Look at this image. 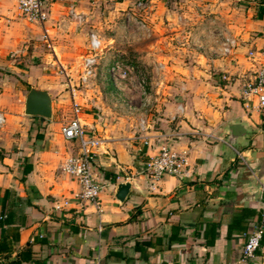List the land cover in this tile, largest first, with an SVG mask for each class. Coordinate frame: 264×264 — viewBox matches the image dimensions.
Instances as JSON below:
<instances>
[{
    "label": "crops",
    "instance_id": "0c3cea01",
    "mask_svg": "<svg viewBox=\"0 0 264 264\" xmlns=\"http://www.w3.org/2000/svg\"><path fill=\"white\" fill-rule=\"evenodd\" d=\"M16 1L0 0L3 71L15 70L12 57L25 44L33 41L35 47L34 41H43L41 28L20 16ZM139 1L44 0L42 27L55 40L49 43L57 60L56 50L64 63H80L85 47L73 51L74 57L65 41L80 40L91 28L106 34L104 46L113 52L107 63L128 60L119 34L127 12ZM145 1L151 3L146 22L156 31L155 42L150 53L130 55L135 63L129 64L146 72V98L133 96L128 83L117 90L104 73L101 91L95 86L101 82L94 80L77 98L79 121L102 140L91 162L95 180L103 185L99 213L79 201L77 183L59 170L78 149L61 138L54 101L50 98V121L20 116L17 88H3L9 79L0 78L5 117L0 206L4 200L9 215L0 237L11 241V251L0 252V264L17 261L21 252L26 259L20 264H264V184L255 176L256 165L264 161V126L241 107L238 82L241 74L264 67V0ZM221 27L236 46L228 57L209 61L221 39L213 34L221 33ZM223 74L231 80L221 81ZM23 80L27 91L43 89ZM145 100L148 107L141 110ZM128 103L146 114L147 132L137 135L146 136L148 146L135 135ZM177 106L181 112L171 121ZM158 137L172 150L187 153L188 177L164 176L151 187L140 171L156 155ZM25 165L30 170L23 175ZM119 183H129L122 202L114 197ZM256 228L260 247L252 259L240 262L245 236Z\"/></svg>",
    "mask_w": 264,
    "mask_h": 264
},
{
    "label": "built area",
    "instance_id": "2783aa9c",
    "mask_svg": "<svg viewBox=\"0 0 264 264\" xmlns=\"http://www.w3.org/2000/svg\"><path fill=\"white\" fill-rule=\"evenodd\" d=\"M17 9L20 16L28 21L38 25L41 28V37L45 45L50 49L55 58V53L49 44V38L46 31L43 29L42 25L47 19L46 4L44 0H17ZM142 8L140 2H137L136 7ZM220 34V42L216 49L210 51L209 61L214 59H223L228 57L233 49L235 48V40L227 34L222 32L217 33L213 36H218ZM88 48L89 53L81 60V71L78 77L79 85L82 87H87L90 81L95 77V69L98 64L99 53L102 50L100 39L92 32L88 33ZM247 57L253 59L254 53L248 52ZM59 73L62 75L65 81V88L68 93L70 102V118L61 125L59 133L63 141L74 142L77 145V153L73 155L66 156L59 170L64 175L73 179L78 187L79 191L77 198L83 203L91 205L96 213L100 212L99 194L103 189V185L98 183L92 173L91 162L95 158L96 150L99 149L102 144V140L98 139L90 129L86 127L79 121L78 115L80 114V106L77 103L78 96V84L74 82L72 77L65 71L57 61ZM161 69V65L158 66ZM133 67H128L123 65L119 60L113 59L110 63H106L104 75L111 82V84L119 90L120 82L129 79ZM220 80L228 82L231 79L227 75H221ZM239 87H240V103L244 112L247 116L251 113L257 115L258 120L264 126V67L259 65L257 68L251 71H247L238 77ZM141 91L139 95L145 97L144 92V80L141 82ZM146 98V97H145ZM142 107H148V102L141 103ZM128 110H132L130 107ZM181 112L180 106L176 107L175 115L171 116V121L174 120L177 113ZM142 113V111H141ZM5 123V117L0 112V128ZM147 118L146 114L141 115V117L136 122L135 135L147 132ZM139 136V135H137ZM140 137V136H139ZM143 146H148L149 141L146 136L140 137ZM161 139V140H160ZM162 138H156L154 141L158 143L157 153L153 157H150L143 165L141 174L145 175L147 179L151 182V187L159 182L164 176H173L177 178H187L188 177V162L187 153L185 151H174L163 144ZM219 140V139H217ZM119 172L123 170L118 167ZM261 241V230L256 228L249 235L245 236V241L240 249V262H244L248 259H252L254 253L259 249Z\"/></svg>",
    "mask_w": 264,
    "mask_h": 264
},
{
    "label": "rangeland",
    "instance_id": "374dc122",
    "mask_svg": "<svg viewBox=\"0 0 264 264\" xmlns=\"http://www.w3.org/2000/svg\"><path fill=\"white\" fill-rule=\"evenodd\" d=\"M139 2L141 3L142 8L141 6L140 7H136V5L135 7L134 5L132 6L131 10L127 12L125 19L123 18L124 20L122 23V29L119 34L120 35L119 41H121L120 42L121 45H124L126 47L124 51L122 50V53L125 54L126 52V55L129 54L128 60L124 61L122 59H116L119 60L123 65H127L128 67H133V71L129 79L120 82L119 85L117 86L120 87L128 83L127 84L129 86L128 89H130L131 94L133 96L137 94L139 95V91H141L140 82L142 80H144V86L146 85L147 74L146 72L139 70L138 67L129 64V62L133 63V61L135 63V58H131L130 55L135 57L136 52L143 53V50H147L148 47H150V45L155 42V39H153V33H156V31L151 29V27H149L146 22L147 21L146 19L149 13L151 12V3L145 0H140ZM178 20L183 25V20L179 18L177 19V22ZM74 21L80 23L81 19L79 20L74 19ZM82 25H85V23H83ZM223 29L224 28L221 29L222 33L229 35V33L226 30L224 31ZM97 31L98 30L91 28L88 29L86 32L83 31L82 38L80 40L77 37H70L68 38L67 41H65V43L67 44L66 47L71 49L70 52L74 57H77L76 55L79 53V51H77L78 49L84 50L85 47V53L82 57L84 58L89 53L88 33L92 32L99 39H102V41L100 40L102 50L99 53L98 64L95 69V77L90 81V84L87 87L80 86L79 85L80 83L77 80L78 77L80 76V71H81L80 64L82 58L80 60V63L78 62L77 64L76 62H73V64L64 63L59 54V51L56 50V53L58 54L57 56L60 61L57 60L56 56H55L56 59H54L50 49L45 45V43H43V41L41 42L40 40L37 41L38 43L34 41V43L36 44L35 47L32 46L33 45V41H32L31 43L32 45L25 44V46L22 47L21 52L15 53V55L12 57V59H14V63L12 65L15 68V70L12 69L8 70L7 68H4L5 71H3L0 68V78L9 79L8 81H6L8 83L5 84L3 83L4 84L2 85L3 88L5 87L7 88L8 86L10 90L13 89L15 90V88H17L18 99L16 101V110H18V115L23 116V97L27 92V89L25 88V82H24L25 80L23 79H26L27 77V79H29L30 85L42 87L43 88L42 90L46 91L47 94H49L50 98L54 101L55 103L54 117L56 118L54 119L57 125L64 124L70 118L69 97L67 90L64 87L65 81L62 75L59 73L58 67L56 66L57 61L62 67L65 68V71L72 77L74 82L78 84L77 98L79 97V95L81 94L83 95L84 91L87 90L93 84L94 80L99 79L100 82L103 81L102 76L105 71L107 59L109 58L110 54L113 55V52L112 50H107V47L104 46L103 37L106 36V34H103L101 31V33L103 34L102 36L98 34ZM103 32L105 33L106 31ZM49 41L54 42L55 40L50 39ZM114 45H115V40L111 42V46ZM73 51L76 52L77 54L75 55ZM147 51L148 53H150L151 50H147ZM66 52L67 51H65V54H67ZM118 53L119 52H117V55ZM158 66L159 65L157 64L155 67L158 70H160ZM100 84L102 85V82L101 83L95 82V86H97V89H99V91H101L102 90L101 87H103ZM0 91H1V87H0ZM65 100H67L68 104H65V108H64L62 107V105H63V101ZM101 102L103 101L101 100ZM129 107L132 110L129 111L128 110ZM136 107H137L136 104H132V103L126 104V108L129 113L128 117L133 118L134 125H136V121L141 117V115H143V113L138 111L139 109ZM7 110L8 107H3L2 111L6 112ZM135 117H138L137 120L135 119ZM45 121H50V120H45Z\"/></svg>",
    "mask_w": 264,
    "mask_h": 264
},
{
    "label": "water",
    "instance_id": "95a60500",
    "mask_svg": "<svg viewBox=\"0 0 264 264\" xmlns=\"http://www.w3.org/2000/svg\"><path fill=\"white\" fill-rule=\"evenodd\" d=\"M50 104V97L46 91L30 88L24 96L23 115L26 117H38L48 120L52 116ZM231 128H236L235 124ZM255 176L264 184V161L256 165ZM128 189L129 183L117 184L114 196L115 199L118 202H122L127 195Z\"/></svg>",
    "mask_w": 264,
    "mask_h": 264
},
{
    "label": "trees",
    "instance_id": "16d2710c",
    "mask_svg": "<svg viewBox=\"0 0 264 264\" xmlns=\"http://www.w3.org/2000/svg\"><path fill=\"white\" fill-rule=\"evenodd\" d=\"M1 159H2V152L0 151V160ZM29 170H30V166L25 165L23 167L22 174L26 175L29 172ZM8 218H9V215L4 208V200H2V204L0 206V227L8 223V220H9ZM16 235L17 234L13 236L16 237ZM10 251H11V241H8L4 236L0 237V252H10ZM28 257H29V254H28ZM25 259H26V256H24V253L21 252L19 254V259L10 264H20V261L25 260Z\"/></svg>",
    "mask_w": 264,
    "mask_h": 264
}]
</instances>
